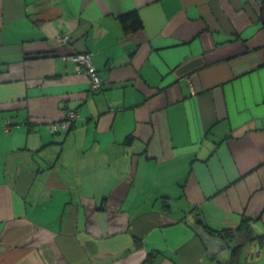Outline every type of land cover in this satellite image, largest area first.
<instances>
[{"label": "crops", "instance_id": "0c3cea01", "mask_svg": "<svg viewBox=\"0 0 264 264\" xmlns=\"http://www.w3.org/2000/svg\"><path fill=\"white\" fill-rule=\"evenodd\" d=\"M243 217L264 236V0H0V264H227L202 223Z\"/></svg>", "mask_w": 264, "mask_h": 264}, {"label": "trees", "instance_id": "16d2710c", "mask_svg": "<svg viewBox=\"0 0 264 264\" xmlns=\"http://www.w3.org/2000/svg\"><path fill=\"white\" fill-rule=\"evenodd\" d=\"M32 21L36 25L39 24V22L36 19ZM118 21L125 34L134 33L143 28L141 17L137 13V11H130L122 15H119ZM79 53L82 52L73 53L71 55H75ZM100 88L101 87L96 89L91 88V90L98 91ZM66 118L68 119V115H66ZM71 124H73L72 121ZM6 127L7 126H5V128ZM68 130L69 127L66 131H61V130L53 131L50 128V131L53 134L67 132ZM202 225L206 233L223 240L230 247V257L227 264H240V255L243 250V247L255 240L262 242V239L264 237L254 234L251 227V221L247 217H243L240 220V223L236 227H232V228L213 229L208 225H206L205 223H202ZM156 259H157V251L153 250L146 255L145 259L141 264H155Z\"/></svg>", "mask_w": 264, "mask_h": 264}, {"label": "built area", "instance_id": "2783aa9c", "mask_svg": "<svg viewBox=\"0 0 264 264\" xmlns=\"http://www.w3.org/2000/svg\"><path fill=\"white\" fill-rule=\"evenodd\" d=\"M69 58L75 63L78 72H84L86 74L92 89H96L101 86L98 72L93 67L91 57L88 53L71 55ZM73 118L74 114H71L70 116H68V119L66 121L58 123L54 122L50 127L53 131H66L69 127L70 121H72ZM8 124V121H6L5 126H8Z\"/></svg>", "mask_w": 264, "mask_h": 264}, {"label": "bare ground", "instance_id": "6f19581e", "mask_svg": "<svg viewBox=\"0 0 264 264\" xmlns=\"http://www.w3.org/2000/svg\"><path fill=\"white\" fill-rule=\"evenodd\" d=\"M64 39H65V41H66V40H67V37H64ZM64 39H63V41H61V42H65Z\"/></svg>", "mask_w": 264, "mask_h": 264}, {"label": "rangeland", "instance_id": "374dc122", "mask_svg": "<svg viewBox=\"0 0 264 264\" xmlns=\"http://www.w3.org/2000/svg\"><path fill=\"white\" fill-rule=\"evenodd\" d=\"M63 135H60L59 137L61 138ZM256 241V240H255ZM258 241V240H257ZM254 242V241H253ZM246 247V246H245Z\"/></svg>", "mask_w": 264, "mask_h": 264}]
</instances>
